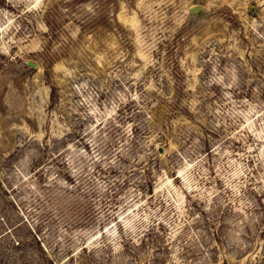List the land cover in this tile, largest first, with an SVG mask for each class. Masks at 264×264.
Masks as SVG:
<instances>
[{"label":"rangeland","instance_id":"obj_1","mask_svg":"<svg viewBox=\"0 0 264 264\" xmlns=\"http://www.w3.org/2000/svg\"><path fill=\"white\" fill-rule=\"evenodd\" d=\"M5 255L264 264V0H0Z\"/></svg>","mask_w":264,"mask_h":264},{"label":"trees","instance_id":"obj_2","mask_svg":"<svg viewBox=\"0 0 264 264\" xmlns=\"http://www.w3.org/2000/svg\"><path fill=\"white\" fill-rule=\"evenodd\" d=\"M53 199V200H52ZM51 200H52V202H53V204H55V205H57V207H59V206H62L61 204V200L59 199V198H57V199H55V198H53V197H51ZM45 206H47V205H45ZM59 210L61 211V212H64V209H63V207H60L59 208ZM47 211H49V209H47ZM63 216H64V213H63ZM38 228V227H37ZM34 231H36L35 230V228H34ZM39 240V239H38ZM16 242V244H20L21 243V241H18V240H16L15 241ZM15 244V243H14ZM17 246V245H16ZM5 248V247H4ZM4 250H6V249H4ZM3 250V254H5L6 253V251H4ZM5 257H6V259H7V257H8V263L7 264H13V262H16L17 264H19L20 263V261H22V260H20L19 258H23V257H17V259H15V257H13V256H11V255H5Z\"/></svg>","mask_w":264,"mask_h":264},{"label":"water","instance_id":"obj_3","mask_svg":"<svg viewBox=\"0 0 264 264\" xmlns=\"http://www.w3.org/2000/svg\"><path fill=\"white\" fill-rule=\"evenodd\" d=\"M205 12V8L202 5H195L190 8V13L191 14H203ZM29 64L32 67H36V64L33 62H29ZM160 153H162V149L160 150Z\"/></svg>","mask_w":264,"mask_h":264}]
</instances>
